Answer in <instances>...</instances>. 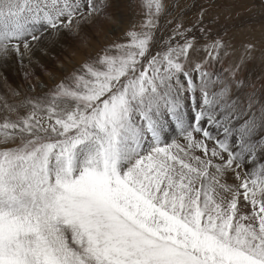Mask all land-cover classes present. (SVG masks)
Instances as JSON below:
<instances>
[{
	"label": "snow or ice",
	"instance_id": "snow-or-ice-1",
	"mask_svg": "<svg viewBox=\"0 0 264 264\" xmlns=\"http://www.w3.org/2000/svg\"><path fill=\"white\" fill-rule=\"evenodd\" d=\"M142 6L139 30L47 98L5 105L0 264H264V164L241 172L264 159V103L252 94L247 112L237 107L239 65L223 70L232 79L208 70L227 55L222 40L200 46L177 25L153 52L165 4ZM107 7L0 0V57H23ZM169 121L183 144L166 142Z\"/></svg>",
	"mask_w": 264,
	"mask_h": 264
},
{
	"label": "rangeland",
	"instance_id": "rangeland-1",
	"mask_svg": "<svg viewBox=\"0 0 264 264\" xmlns=\"http://www.w3.org/2000/svg\"><path fill=\"white\" fill-rule=\"evenodd\" d=\"M164 4L153 52L163 49L177 25H181L182 29H190L200 46L222 40L227 55L222 54L220 62L210 63L208 70L220 72L222 76L232 79L223 70H231L239 65L236 77L232 80L231 94L237 101V107L247 112L252 94L264 103V0H164ZM144 20L142 0H108L103 15L82 23L70 33L64 29L58 33L60 36L56 34L52 36L54 39L50 37L49 40L52 39L46 42L50 49L48 47L45 50L47 44L39 42L31 53H26L27 57L16 60L19 54L12 53L10 59L8 56L0 59V118L6 112L5 105L20 106L27 100L47 98L58 84L68 82L84 63L94 60L111 45L124 42L127 31L132 28L139 30ZM55 39H58V43ZM40 44L45 46L41 47ZM249 45L252 46L250 50ZM20 64L22 67H19ZM235 80L242 81V84L236 87ZM183 103L185 120L191 123L194 104L190 94ZM244 118L242 115L241 120ZM213 132L215 134V130ZM164 135L168 143L173 140L184 143L174 122H168ZM261 164H264V159L257 155L255 165L249 160L248 167L242 168L241 172L252 171Z\"/></svg>",
	"mask_w": 264,
	"mask_h": 264
},
{
	"label": "bare ground",
	"instance_id": "bare-ground-1",
	"mask_svg": "<svg viewBox=\"0 0 264 264\" xmlns=\"http://www.w3.org/2000/svg\"><path fill=\"white\" fill-rule=\"evenodd\" d=\"M62 31H64V29H61V31H60L59 33H61ZM66 32H67V33H70L69 30H67ZM66 32H64V33L66 34ZM57 35H58V34H57ZM62 35H63V34H62ZM54 36H55V35H54ZM58 36H60V34H59ZM67 36H68V35H67ZM61 37H62V36H61ZM63 37H65V36H63ZM52 38H53V37H52ZM52 38H51V39H52ZM54 38H55V37H54ZM54 38H53V39H54ZM51 39H50V40H51ZM58 39H59V37H58ZM58 39H57V41H56V39H55V41H56L57 43H58ZM62 39H64V38H62ZM62 39H61V40H62ZM48 40H49V38L46 39V40H43V41H42L44 44H47V45H46L47 49H46V47H45V50H48V47H49V49H50L49 44L46 43ZM50 40H49V41H50ZM62 41H63V40H62ZM51 42H52V41H51ZM60 42H61V41H60ZM60 42H59V43H60ZM49 43H50V42H49ZM57 43H54V44H57ZM44 44H42V45H44ZM54 44H53V45H54ZM38 45H39V44H38ZM38 45H37V46H38ZM40 45H41V44H40ZM42 45H41V47H42ZM50 45H51V44H50ZM44 46H45V45H44ZM34 47H35V46H34ZM51 47H52V46H51ZM55 47H58V46L55 45ZM52 49H53V48H52ZM52 49H51V50H52ZM38 52H39V51H38ZM30 53H31V51H30ZM48 53H49V52H48ZM38 54H39V53H38ZM11 56H13L12 53H11L10 55H8V58H9V57L11 58ZM27 56H28V54H24V55H23V57H27ZM32 56H33V54H32ZM32 56H31V57H32ZM37 57H38V55H37ZM10 58H9V59H10ZM16 58H17V59H16ZM16 58H15V59L18 60V59L21 58V56H20V55H17ZM0 59H3V57H0ZM42 59H43V58H42ZM11 60H13V58H12ZM46 60H47V58H46ZM40 61H41V60H40ZM1 62H2V61H0V63H1ZM10 62H11V61H10ZM21 65H22V64H20L19 67H22ZM36 65H37V64H36ZM197 154H199V153H197ZM226 179H227V182L230 183V184L237 183V181L235 180V178H234L230 173L227 174Z\"/></svg>",
	"mask_w": 264,
	"mask_h": 264
}]
</instances>
